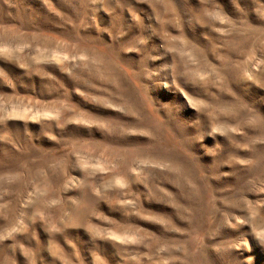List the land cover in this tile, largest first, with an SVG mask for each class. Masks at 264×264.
Returning <instances> with one entry per match:
<instances>
[{"label":"rangeland","instance_id":"obj_1","mask_svg":"<svg viewBox=\"0 0 264 264\" xmlns=\"http://www.w3.org/2000/svg\"><path fill=\"white\" fill-rule=\"evenodd\" d=\"M0 264H264V0H0Z\"/></svg>","mask_w":264,"mask_h":264}]
</instances>
